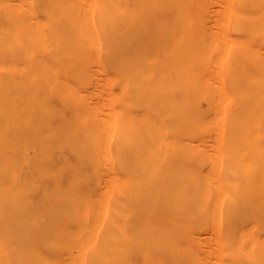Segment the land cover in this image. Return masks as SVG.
Segmentation results:
<instances>
[{"label": "bare ground", "instance_id": "obj_1", "mask_svg": "<svg viewBox=\"0 0 264 264\" xmlns=\"http://www.w3.org/2000/svg\"><path fill=\"white\" fill-rule=\"evenodd\" d=\"M0 264H264V0H0Z\"/></svg>", "mask_w": 264, "mask_h": 264}]
</instances>
